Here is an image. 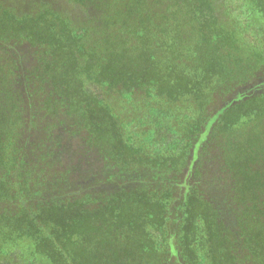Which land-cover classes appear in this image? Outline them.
Wrapping results in <instances>:
<instances>
[{
    "label": "trees",
    "instance_id": "obj_1",
    "mask_svg": "<svg viewBox=\"0 0 264 264\" xmlns=\"http://www.w3.org/2000/svg\"><path fill=\"white\" fill-rule=\"evenodd\" d=\"M65 1L84 30L0 4V261L264 264V51L213 0ZM78 145L89 169L150 182L71 188Z\"/></svg>",
    "mask_w": 264,
    "mask_h": 264
},
{
    "label": "rangeland",
    "instance_id": "obj_2",
    "mask_svg": "<svg viewBox=\"0 0 264 264\" xmlns=\"http://www.w3.org/2000/svg\"><path fill=\"white\" fill-rule=\"evenodd\" d=\"M218 3H222L223 12L219 15V19L223 21V25L226 29H232L236 33L238 43L245 53H254L252 51L263 52L264 51V21L261 17H258L250 6L251 0H213ZM0 4L8 8L14 14L21 16L26 13H35L41 8L49 7L68 18L76 27L78 31L84 30L82 26L84 13L78 8L68 4L65 0H0ZM92 91V90H91ZM92 94L98 99L107 98L111 102L109 95L105 96L100 90L94 89ZM106 99V100H107ZM117 106L119 100H112ZM117 111H119L117 109ZM121 111V110H120ZM139 111L130 109L122 110L121 116L128 120L131 117L136 116L137 123L143 118L139 115ZM134 115V116H133ZM154 118H158L162 115L158 113L153 114ZM158 132V130H156ZM155 132V134H156ZM159 134V133H157ZM34 142H39L40 138L37 133L31 134ZM56 136H52L51 139L55 140ZM166 145L172 141L168 138L164 140ZM157 143V140H154ZM74 147V146H73ZM58 148L57 145H51L47 147V151ZM83 150L82 146H77V149L73 150L70 146H66L62 159H66L69 163L68 170L71 169L70 179L68 181L71 188H95V193H107L120 189H136L142 184H148L150 181L149 174L145 171L141 173H135L133 175H125V177L117 182L112 174H106V170L102 165L97 162L94 163L92 169H89L88 164L78 158L79 154ZM38 158V155L36 156ZM99 164V165H98ZM56 178V177H55ZM61 180V179H60ZM115 180V181H114ZM62 181V180H61ZM58 182V180H57ZM62 184V183H61ZM53 185V182H52ZM59 185V183H58ZM52 188V186H51ZM157 239V234H153ZM0 264H5L0 261Z\"/></svg>",
    "mask_w": 264,
    "mask_h": 264
}]
</instances>
